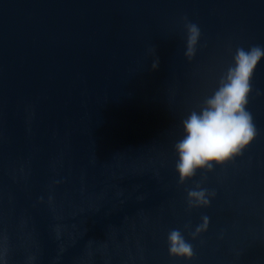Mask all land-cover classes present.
I'll return each instance as SVG.
<instances>
[{"label":"water","instance_id":"water-1","mask_svg":"<svg viewBox=\"0 0 264 264\" xmlns=\"http://www.w3.org/2000/svg\"><path fill=\"white\" fill-rule=\"evenodd\" d=\"M186 20L202 33L191 61ZM257 44L264 0H0V262L264 264V59L242 154L179 184L173 151L235 49ZM201 180L216 195L188 210ZM172 229L192 260L169 255Z\"/></svg>","mask_w":264,"mask_h":264},{"label":"clouds","instance_id":"clouds-1","mask_svg":"<svg viewBox=\"0 0 264 264\" xmlns=\"http://www.w3.org/2000/svg\"><path fill=\"white\" fill-rule=\"evenodd\" d=\"M185 27L187 36L184 55L191 61L196 55L202 33L194 22L186 20ZM151 51L155 54V48ZM262 59L264 45L237 47L231 64L221 73L212 94L182 119L183 135L173 145L176 154L174 167L179 184L191 180L198 171L212 172L216 166L233 160L257 136L258 130L247 105L253 91L254 70ZM158 66L159 60L154 58L151 67L155 70ZM256 94L264 95V92L257 89ZM202 183L203 180L186 189L188 210L208 207L215 197V191L202 187ZM201 221L191 232L193 239L208 229L209 217L203 216ZM167 245L172 257L189 261L194 257L193 245L180 229L168 232Z\"/></svg>","mask_w":264,"mask_h":264}]
</instances>
